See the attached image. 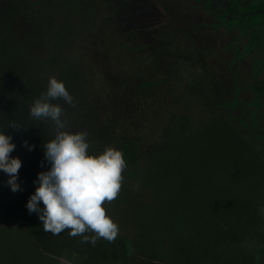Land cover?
Masks as SVG:
<instances>
[{
	"label": "trees",
	"instance_id": "trees-1",
	"mask_svg": "<svg viewBox=\"0 0 264 264\" xmlns=\"http://www.w3.org/2000/svg\"><path fill=\"white\" fill-rule=\"evenodd\" d=\"M51 77L74 98L53 101L63 131L87 132L92 155L122 150L118 196L128 199L132 179L157 202L172 192L178 209L166 231L148 225L151 203L139 207L149 232L138 241L118 232L95 245L67 229L45 232L29 214L33 181L50 167L43 146L57 133L30 108ZM0 130L16 144L23 189L13 193L0 172V227L23 231L38 251L0 264H59L68 254L78 264H264V252L243 247L264 251V0H0ZM216 131L238 147L214 141ZM222 167L232 188L249 181L248 191L200 188Z\"/></svg>",
	"mask_w": 264,
	"mask_h": 264
},
{
	"label": "clouds",
	"instance_id": "clouds-1",
	"mask_svg": "<svg viewBox=\"0 0 264 264\" xmlns=\"http://www.w3.org/2000/svg\"><path fill=\"white\" fill-rule=\"evenodd\" d=\"M74 105V98L62 80L49 78L47 90L36 99L30 108L35 120H50L56 127L54 139L43 146L48 170L41 171L35 191L30 195L26 208L29 214L36 213L43 222L45 232L59 235L67 229L72 236H83V242L95 245L97 239L113 241L119 226L106 215L102 205L117 198L124 179L122 172L127 168L122 150L109 146L101 154H89L87 132L70 133L64 109L56 100ZM8 126L20 128L15 123ZM13 137L0 130V172L7 177V185L15 193L22 191L19 170L22 161L11 153L16 144ZM28 151L34 145L23 142ZM264 213V207L260 209ZM94 233L89 238L85 233Z\"/></svg>",
	"mask_w": 264,
	"mask_h": 264
},
{
	"label": "rangeland",
	"instance_id": "rangeland-1",
	"mask_svg": "<svg viewBox=\"0 0 264 264\" xmlns=\"http://www.w3.org/2000/svg\"><path fill=\"white\" fill-rule=\"evenodd\" d=\"M188 85L186 86V88ZM188 104L183 103L180 105V109L183 111H186L188 108ZM192 126H197L199 128L202 127L203 121L198 122L196 118L191 122ZM193 128V127H192ZM213 137L214 141L218 142H224V143H230L231 145L238 147L236 144L237 138L234 136H228L224 140L221 139L220 132L216 131ZM151 165L154 164L153 161L149 162ZM141 162L139 163L140 166ZM230 169H227V167L219 168L216 173L211 172L208 176L209 182L204 186L200 187L202 189H210V192L208 195L214 194L216 192H223L228 193L231 191H238L244 190L248 191V183L249 181H242L239 185H235L233 188L232 186L237 183L234 181V179H231L232 177H229L230 175ZM232 171V170H231ZM197 179V178H196ZM245 182L244 187H242V184ZM247 182V183H246ZM132 191H130L129 194H127L128 199L123 200L122 197L117 196L116 199H114L111 202H105L102 207L106 210V215L110 216L113 221L119 226V232L120 233H131L134 240L139 239V235H141L143 232L147 233L148 230H145V223H140L142 213L139 211V207L145 206L147 203H151L155 205L152 206V214L147 219L148 225H151L152 227H160V230L166 231L163 226L169 225V219H166V215L168 211H172L173 213L177 211L178 206L172 204L170 202L169 198L172 194L168 190V193L164 195L163 199L161 198L159 202H157L156 194L154 193L153 189L150 188H144L141 186L140 183H137V181H134V179L130 182ZM203 186V185H202ZM202 191V190H200ZM212 191V192H211ZM157 203V204H156ZM137 205V206H136ZM136 206V207H135ZM169 216V215H168ZM22 235V236H21ZM26 234L23 231H20L19 229H12L11 227H0V259L3 255H6L9 259L14 257H20L22 259L27 258H37L38 257V251L36 248V245L34 241L27 237L24 238ZM168 235V234H167ZM23 237V239H20ZM23 240V241H22ZM138 241V240H137ZM251 244V245H250ZM244 248H252L254 251L262 253L264 252L261 248L254 245V242H244L243 243ZM69 257H64L59 259V264H78L76 255L73 254L72 256L68 254ZM137 257L143 256L136 255ZM134 255L133 258H136ZM143 258V257H141ZM258 259L260 263L264 262V253L262 255L258 256ZM138 259L135 264H138ZM129 264H134L132 261L129 262Z\"/></svg>",
	"mask_w": 264,
	"mask_h": 264
}]
</instances>
